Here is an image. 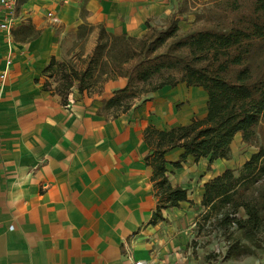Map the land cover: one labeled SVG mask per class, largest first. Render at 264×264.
Returning a JSON list of instances; mask_svg holds the SVG:
<instances>
[{"label":"crops","instance_id":"crops-1","mask_svg":"<svg viewBox=\"0 0 264 264\" xmlns=\"http://www.w3.org/2000/svg\"><path fill=\"white\" fill-rule=\"evenodd\" d=\"M187 1L203 7L213 0ZM175 3L88 0L90 15L84 21L103 24L113 35L141 38L147 21L159 29L171 20ZM83 23H74L75 34ZM0 52L1 70V55L12 57L11 70L0 82V264H132L139 259L199 264L189 238L202 211L204 185L235 169L227 165L231 160H216L208 171L209 159L192 157L174 169L170 163L183 150L168 151V180L186 189L192 204L162 209L155 221L159 198L143 134L149 125L164 131L204 118L208 94L180 83L136 100L127 112L99 114L104 99L124 88L126 78L106 82L99 95L74 89L63 103L42 86L44 66L62 56L55 36L45 32L21 44L10 43L0 31Z\"/></svg>","mask_w":264,"mask_h":264},{"label":"trees","instance_id":"trees-1","mask_svg":"<svg viewBox=\"0 0 264 264\" xmlns=\"http://www.w3.org/2000/svg\"><path fill=\"white\" fill-rule=\"evenodd\" d=\"M182 13L159 29L147 21L148 32L141 38L113 35L103 24L79 25V42L97 31L93 49L87 55L73 51L67 59L50 58L42 72L43 91L66 103L74 89L99 95L106 82L123 77L126 86L104 99L99 112L116 115L163 87L184 83L202 88L208 94L204 118L195 116L169 130L152 125L144 130L145 161L153 169L159 198L154 220L162 218V209L192 204L186 189L169 182L165 154L181 148L179 159L170 163L174 169L192 157L195 162L209 159L210 171L214 161L232 159L231 145L239 133L244 144L258 151L239 171L227 168L204 185L203 211L194 222L201 236L223 235L227 257L238 260L251 255L258 235H264V0L210 1L194 11V26L187 31L179 25ZM18 28L13 39L27 43V27ZM235 232L240 236L233 242Z\"/></svg>","mask_w":264,"mask_h":264},{"label":"rangeland","instance_id":"rangeland-1","mask_svg":"<svg viewBox=\"0 0 264 264\" xmlns=\"http://www.w3.org/2000/svg\"><path fill=\"white\" fill-rule=\"evenodd\" d=\"M87 1L88 0L24 1L16 12L17 20L15 23L19 28H21V26L27 27L28 42L21 44H29V42L38 39L41 35H43V33L47 32L49 35L55 36V38L58 39V43H60L62 56L58 59L69 58L71 55L70 53L73 51L80 53L83 52L87 55L94 47L92 43H95L97 31H94L92 34H90L88 36V40L83 42L77 41L76 43L74 42L76 34L72 28L74 23L79 21V19L83 20L89 17L90 13L86 12ZM177 2L178 3L173 4L175 5L173 8V13L175 14H173L171 18L177 15L179 12H183L186 17L180 16L182 17V19H180V24L182 31H187L194 26L193 22H189V20L193 19L194 17L193 8L195 11L202 9V4L193 3L191 1L189 3L187 0H177ZM184 4H186L188 7L186 11L183 9ZM198 4L200 6H198ZM161 21L154 22V25L156 27L160 26ZM83 22L88 23L84 20ZM22 33L23 32H19L18 36L20 37ZM1 57H3L2 61L6 59V56L1 55ZM231 149L233 150V157L227 165L232 166V168H234L236 171L241 169L242 164L246 159H249L255 152L258 151L255 147L244 144L242 142V137L239 134L234 139ZM216 168L217 170H221L220 166H217ZM223 168L224 166L222 169ZM192 206L194 207V205ZM201 210L203 211V209ZM242 215L243 210H241L239 216ZM197 217H199V214ZM196 231L195 225L192 226V235H190L191 237L189 238V246L191 248L192 257H195L196 260L199 259V264H264L263 234L258 235V244L252 247L251 255L243 256L241 259L234 260L227 257L226 252L229 243L224 239L223 235L214 231L211 234H207V236H203L204 234L201 236ZM239 236L240 234L235 232L232 237V239H234L233 242L237 241L236 239H238Z\"/></svg>","mask_w":264,"mask_h":264},{"label":"built area","instance_id":"built-area-1","mask_svg":"<svg viewBox=\"0 0 264 264\" xmlns=\"http://www.w3.org/2000/svg\"><path fill=\"white\" fill-rule=\"evenodd\" d=\"M27 0H0V31L5 34L6 39L10 43L13 42V29L17 26L16 12L20 5ZM56 1V0H50ZM9 55V54H8ZM12 66V57L7 56L3 63L2 70L0 69V82L4 81ZM132 264H179L175 261H162L159 259H139V261H134Z\"/></svg>","mask_w":264,"mask_h":264}]
</instances>
